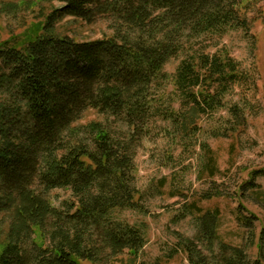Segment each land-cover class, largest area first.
I'll use <instances>...</instances> for the list:
<instances>
[{"label":"trees","instance_id":"16d2710c","mask_svg":"<svg viewBox=\"0 0 264 264\" xmlns=\"http://www.w3.org/2000/svg\"><path fill=\"white\" fill-rule=\"evenodd\" d=\"M56 1L61 6L43 23L0 39V215H8L0 264H102L124 250L140 252L144 225L120 221L115 212L140 208L134 158L149 122H169L186 137L196 126H187L188 112L213 120L247 78L219 45L229 31H250L239 12L243 0ZM64 17L106 18L113 34L85 42L57 35ZM170 60L178 63L168 74ZM227 113L220 118L233 125L218 136L244 118L236 105ZM90 114L97 119L85 121ZM208 160L214 164L211 153ZM57 189L73 201L53 207L48 194ZM200 213L193 201L181 215ZM218 219L217 210L198 215L194 236L177 233L175 246L154 264L178 252L188 264H264V228L251 261L245 248L218 240Z\"/></svg>","mask_w":264,"mask_h":264},{"label":"rangeland","instance_id":"374dc122","mask_svg":"<svg viewBox=\"0 0 264 264\" xmlns=\"http://www.w3.org/2000/svg\"><path fill=\"white\" fill-rule=\"evenodd\" d=\"M8 4L16 6L5 13L2 9ZM60 6L56 0H0V39L22 34L31 25L43 23L52 9ZM239 12L248 20L250 31L247 34L229 31L219 45L240 63L247 78L224 97L225 107L213 120L188 112L191 119H187V126H196L186 137L178 134L169 122H149V131L142 135L134 158L140 208L115 212L120 221L144 225L147 243L136 255L124 250L106 257L102 264L163 261L176 244V234L193 237L196 217L214 210L219 214L218 240L245 248L251 261L256 258L258 234L264 228V0H243ZM54 33L85 42L110 38L113 31L106 18L88 23L64 17L56 24ZM177 63L178 60H170L164 66L165 72L173 73ZM234 105L243 112L242 122L226 136H218L217 133H224L233 125L222 119H229L227 109ZM173 106L178 108L176 103ZM93 119L97 118L90 114L85 121ZM210 153L214 164L208 160ZM212 164L214 176L210 177L208 167H213ZM162 179H166L163 188ZM172 192L178 196H171ZM205 194L212 197L205 200ZM48 197L55 208L64 201H73L70 192L62 189L50 191ZM193 201L201 213L181 215L183 207ZM7 216L0 215V248L6 237ZM245 218L252 224L244 226ZM33 238L39 245L45 243L37 229ZM167 264H188L186 254L178 252Z\"/></svg>","mask_w":264,"mask_h":264}]
</instances>
